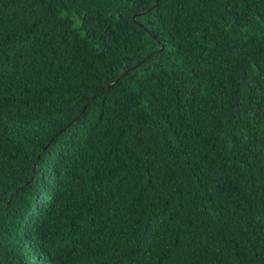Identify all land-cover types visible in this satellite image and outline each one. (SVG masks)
<instances>
[{"label": "trees", "instance_id": "obj_1", "mask_svg": "<svg viewBox=\"0 0 264 264\" xmlns=\"http://www.w3.org/2000/svg\"><path fill=\"white\" fill-rule=\"evenodd\" d=\"M152 3L0 0V264H264V0Z\"/></svg>", "mask_w": 264, "mask_h": 264}, {"label": "snow or ice", "instance_id": "obj_2", "mask_svg": "<svg viewBox=\"0 0 264 264\" xmlns=\"http://www.w3.org/2000/svg\"><path fill=\"white\" fill-rule=\"evenodd\" d=\"M159 4V0H153V3L151 5L148 6V10L151 11V10H154L155 6ZM143 11V10H142ZM44 153H47V148L44 149V151L40 154L41 157H44ZM54 156L53 153H48V157L49 158H52ZM45 163V160L42 158L41 159V164H44ZM51 163L54 165V166H57L60 162L54 158L51 159ZM28 185L25 184L23 187H20L18 186L19 188V192H17L16 194L19 195L20 192H23V188L24 187H27ZM26 195H29L31 196V199L32 200H35L36 199V196L33 195L32 193H27ZM40 195L47 198V199H52L53 197V192L51 191V189L47 188V187H44L40 190ZM44 201L41 200V204L43 205ZM161 239L160 237L158 236H152V237H149L146 239L145 241V249L147 252L151 253L154 251V246L156 245L157 241ZM177 245H179V241H177Z\"/></svg>", "mask_w": 264, "mask_h": 264}, {"label": "water", "instance_id": "obj_3", "mask_svg": "<svg viewBox=\"0 0 264 264\" xmlns=\"http://www.w3.org/2000/svg\"><path fill=\"white\" fill-rule=\"evenodd\" d=\"M162 51H163V48H162L161 51H159V52H162ZM155 54H157V53H154V54L150 55V56L148 57V59H150L151 57H153Z\"/></svg>", "mask_w": 264, "mask_h": 264}]
</instances>
